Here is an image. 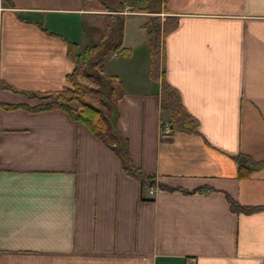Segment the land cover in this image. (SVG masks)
Segmentation results:
<instances>
[{"label": "crops", "instance_id": "0c3cea01", "mask_svg": "<svg viewBox=\"0 0 264 264\" xmlns=\"http://www.w3.org/2000/svg\"><path fill=\"white\" fill-rule=\"evenodd\" d=\"M90 13L82 0H0V264H264V209L228 203L264 208V0H167L164 79L198 135H160L147 15L127 16L131 54L103 72L123 83L117 127L146 188L65 112L26 108L66 86L64 40L86 45ZM238 154L262 163L246 180ZM161 186L174 191L148 197Z\"/></svg>", "mask_w": 264, "mask_h": 264}, {"label": "trees", "instance_id": "16d2710c", "mask_svg": "<svg viewBox=\"0 0 264 264\" xmlns=\"http://www.w3.org/2000/svg\"><path fill=\"white\" fill-rule=\"evenodd\" d=\"M95 3L105 12L100 27L99 38L80 48L77 43L64 40L66 57L73 65V70L65 78L66 86L58 91L36 94L51 102L36 107H26L30 112L59 109L72 121L84 125L102 144L109 148L121 161L126 175L140 181L143 188L154 184L152 178L145 176L132 164L129 143L120 134L117 123L119 119L118 103L123 98L124 86L120 78L108 76L103 72L104 64L112 56L127 57L131 51L122 48V38L126 8L123 0H82L83 10L91 11ZM167 0H133L129 12L147 15L141 28L145 30L148 51V77L156 86L155 95L159 102L161 114L160 128L167 123L174 133L198 135V122L188 114L181 103L177 91L164 79L163 36L165 29L161 15ZM46 32L45 30H43ZM56 36L54 34H49ZM73 104V105H72ZM20 106H7L13 109ZM24 107V106H23ZM234 161L237 166V178L246 180L258 170L262 163L250 156L238 154ZM161 190L173 192L172 188L161 186ZM230 212L250 214L264 208L241 206L228 198Z\"/></svg>", "mask_w": 264, "mask_h": 264}, {"label": "rangeland", "instance_id": "374dc122", "mask_svg": "<svg viewBox=\"0 0 264 264\" xmlns=\"http://www.w3.org/2000/svg\"><path fill=\"white\" fill-rule=\"evenodd\" d=\"M132 1L133 0H123L124 4L126 6L124 12L122 13L125 20H126L127 16H129V15H136V13L129 12V9H128V7H130V8L132 7ZM91 6L93 7L92 10L86 11V12H92V13H90V15H88V16L86 15V19H85V23H87L85 28H84V36H85V44L86 45L95 42L99 38L100 27L102 25L104 16L106 14L105 12L101 11V7L99 5L92 3ZM167 19L168 18H165V20L163 21V16L161 15V22L163 24L162 27H163V29H165L164 36H166L167 32L169 30H171L173 27V26H171V25H173L172 24L173 22L170 20H167ZM130 22L131 21H129L128 23L130 24ZM124 24H125V22H124ZM123 36H124V30H123ZM164 36H163V38H164ZM122 40H123V38H122ZM74 43H76V42H74ZM163 43H164V39H163ZM143 51H145V50H143ZM126 81H127L126 82L127 85L130 86V82L128 80H126ZM147 195L149 198H152L154 196V195H150L149 190L147 191ZM189 264H194L193 260H191V262Z\"/></svg>", "mask_w": 264, "mask_h": 264}, {"label": "built area", "instance_id": "2783aa9c", "mask_svg": "<svg viewBox=\"0 0 264 264\" xmlns=\"http://www.w3.org/2000/svg\"><path fill=\"white\" fill-rule=\"evenodd\" d=\"M171 133L170 129H169V125L167 123L163 124L162 127L160 128V135L161 136H169ZM162 190L160 188H150L149 192L150 195H156L158 193H160Z\"/></svg>", "mask_w": 264, "mask_h": 264}]
</instances>
